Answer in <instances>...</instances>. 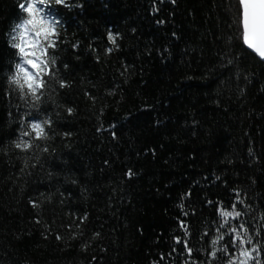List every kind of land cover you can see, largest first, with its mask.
<instances>
[{
    "label": "trees",
    "instance_id": "16d2710c",
    "mask_svg": "<svg viewBox=\"0 0 264 264\" xmlns=\"http://www.w3.org/2000/svg\"><path fill=\"white\" fill-rule=\"evenodd\" d=\"M21 3L0 0V264H184L168 255L182 202L194 247L206 221L214 231L207 199L236 189L264 208V62L244 46L237 0L47 6L60 22L49 75L69 87L54 79L38 110L6 85ZM49 118L48 139L21 135Z\"/></svg>",
    "mask_w": 264,
    "mask_h": 264
},
{
    "label": "snow or ice",
    "instance_id": "6c2138e0",
    "mask_svg": "<svg viewBox=\"0 0 264 264\" xmlns=\"http://www.w3.org/2000/svg\"><path fill=\"white\" fill-rule=\"evenodd\" d=\"M163 3V0H160ZM178 0H170L172 5H176ZM56 5H64L63 0H56ZM254 6H258L261 14H264V0H237V15L239 16L242 10L243 17V43L247 45L249 49L256 54L261 61H264V31L259 34L258 41L252 43L248 39V32L250 27V17ZM19 7L26 11L27 5L21 3ZM83 7V5H78ZM159 11V8H157ZM160 23L161 21H157ZM134 31V30H133ZM176 36L174 32L172 34ZM119 33L113 34L111 31L108 33V40L116 47V37ZM179 38V37H177ZM56 45H53L55 48ZM73 47H78L73 45ZM107 53H111L113 48H107ZM233 61L229 60L228 64H232ZM64 68L68 65L65 63ZM127 69H125L126 71ZM123 75V73H121ZM247 79V77H245ZM191 79V77H189ZM60 88L69 87L63 78L57 80ZM264 91V89H262ZM43 102V101H42ZM68 113H72V108H67ZM38 119V115L32 117L35 121ZM48 125L51 126V118L47 119ZM32 122H30L31 124ZM69 135L65 133V136ZM115 136V133H112ZM17 148H20V144H16ZM32 147V145H28ZM44 152H49V148H43ZM249 155H253V149H249ZM107 163V162H106ZM127 175L131 177L133 172L128 170ZM216 180H221L220 176H216ZM226 185V182H224ZM255 183V180H253ZM227 186V185H226ZM235 192L234 202L230 200L227 204L223 200L214 201L207 199L206 204L212 208L213 219L211 225L208 227V222H205V230H198V238L196 243L199 247H194L193 241V229L190 225V221L184 219V217L196 216V210H185V205L182 202L178 207L181 209L182 216L177 217V229L178 232L172 236L174 246L171 247L168 255L172 253L183 254L185 257L184 264H264V208L254 206L247 200V193L242 198L240 191L233 189ZM185 196L190 197L191 193H185ZM33 208L37 207L36 202L29 201ZM243 205V208L239 206ZM219 217L217 219L216 217ZM88 219L87 215L78 217L77 221H73L76 227L79 228ZM37 224L41 223L40 220L36 221ZM50 231V230H49ZM100 233H95L92 237L95 239ZM79 236L83 237L84 232L80 231ZM48 237L45 236V239ZM55 240L64 242L65 237L57 232L55 234ZM72 239H76L73 236ZM82 248L87 249V242L82 243ZM238 252L239 255H235ZM200 253H203L205 258L200 259ZM164 257H161V260Z\"/></svg>",
    "mask_w": 264,
    "mask_h": 264
},
{
    "label": "clouds",
    "instance_id": "9594fccd",
    "mask_svg": "<svg viewBox=\"0 0 264 264\" xmlns=\"http://www.w3.org/2000/svg\"><path fill=\"white\" fill-rule=\"evenodd\" d=\"M63 2L67 6L66 0ZM51 4H56V0H27V10H23L5 34L7 45L14 52L6 85L25 101V106L35 110L39 109L42 98L50 95L52 81L59 79L55 73L49 75V69L55 68L57 63L51 50L59 36L60 24L45 10ZM262 31L264 14H261L258 6H254L250 17L249 41L256 43ZM47 125V119L28 125L22 124L21 135L28 137L35 133L33 143L35 138L48 139L45 132ZM16 144H20V148H28L29 145L24 140Z\"/></svg>",
    "mask_w": 264,
    "mask_h": 264
},
{
    "label": "water",
    "instance_id": "95a60500",
    "mask_svg": "<svg viewBox=\"0 0 264 264\" xmlns=\"http://www.w3.org/2000/svg\"><path fill=\"white\" fill-rule=\"evenodd\" d=\"M241 12H242V10H241ZM242 30H243V17H242ZM244 46L246 47V49H247L248 51H250L252 54L256 55L254 52H252L251 49H249V48L247 47L246 44H244ZM258 58H259V57H258ZM263 62H264V61H263Z\"/></svg>",
    "mask_w": 264,
    "mask_h": 264
}]
</instances>
